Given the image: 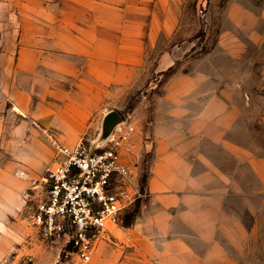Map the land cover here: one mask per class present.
Returning a JSON list of instances; mask_svg holds the SVG:
<instances>
[{"label":"crops","instance_id":"1","mask_svg":"<svg viewBox=\"0 0 264 264\" xmlns=\"http://www.w3.org/2000/svg\"><path fill=\"white\" fill-rule=\"evenodd\" d=\"M178 12L173 0H0V186L11 178L12 202L41 179L44 200L55 161L47 136L73 146L120 107L149 54L145 30L174 27ZM202 83L167 86L171 126L157 117L148 197L134 223L110 228L91 264H209L244 236L264 159L231 132L229 98L212 95L229 88ZM212 108L224 118L215 132Z\"/></svg>","mask_w":264,"mask_h":264},{"label":"rangeland","instance_id":"2","mask_svg":"<svg viewBox=\"0 0 264 264\" xmlns=\"http://www.w3.org/2000/svg\"><path fill=\"white\" fill-rule=\"evenodd\" d=\"M173 3L179 7V12L172 14L174 19L178 16L174 27L145 30L149 54L147 60L137 65L136 87L127 92V100L120 107L104 111L91 127V134L85 135L91 142L101 139L104 116L111 110L118 111L123 121L135 126L133 152L123 154V159L132 167L140 196L114 229L134 223L148 197L157 117H163L162 122L171 126L172 115L167 113L171 110L169 85L204 81L213 89L227 86L231 92L213 93V97L229 98L233 103V108L228 109L233 121L231 132H240L245 145L256 149L260 159H264V0H173ZM163 16L164 21L172 17ZM174 111L177 114L179 109ZM206 111V119L215 132V126L224 118L217 108ZM197 118V115L192 118L191 123ZM179 122L175 116V123ZM258 169L260 174L264 173L261 163ZM4 180L3 187L0 186V264H91L92 261L82 262L72 252L61 251L60 244L44 242L31 226L37 200L44 190L43 179L36 184L21 185L20 197L13 202L7 191L12 180L9 177ZM258 184L259 200L254 199L251 205L245 203L244 236L233 238L235 244L221 254L222 260L209 264H264V176L259 177ZM31 191L35 192V198L31 197ZM248 207L253 212L248 213Z\"/></svg>","mask_w":264,"mask_h":264},{"label":"built area","instance_id":"3","mask_svg":"<svg viewBox=\"0 0 264 264\" xmlns=\"http://www.w3.org/2000/svg\"><path fill=\"white\" fill-rule=\"evenodd\" d=\"M134 133L135 126L123 121L99 147L86 137L68 146L47 136L55 161L47 168L45 198L31 218L44 242L60 244L61 251L84 263L92 260L99 242L140 196L132 167L123 159L133 152Z\"/></svg>","mask_w":264,"mask_h":264},{"label":"water","instance_id":"4","mask_svg":"<svg viewBox=\"0 0 264 264\" xmlns=\"http://www.w3.org/2000/svg\"><path fill=\"white\" fill-rule=\"evenodd\" d=\"M123 123L121 114L116 110L109 111L103 119L101 139L93 143V147H99L106 143L114 128Z\"/></svg>","mask_w":264,"mask_h":264}]
</instances>
